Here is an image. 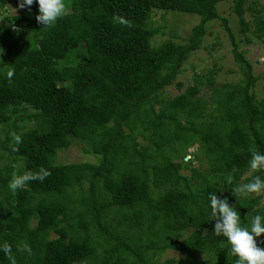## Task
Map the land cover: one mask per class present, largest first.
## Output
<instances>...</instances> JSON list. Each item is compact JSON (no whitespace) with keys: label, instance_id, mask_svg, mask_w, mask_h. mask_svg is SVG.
Here are the masks:
<instances>
[{"label":"trees","instance_id":"1","mask_svg":"<svg viewBox=\"0 0 264 264\" xmlns=\"http://www.w3.org/2000/svg\"><path fill=\"white\" fill-rule=\"evenodd\" d=\"M226 1L71 0L52 22L42 0L4 12L0 149L10 162L0 157V264H180L153 260L168 250L207 256L201 264H264V98L219 13ZM10 2L0 0V14ZM245 5H234L241 32L264 40V8L252 29ZM154 9L201 22L186 43L154 46L166 34L147 23ZM215 20L244 80L218 90L213 70L161 99ZM17 114L34 126L21 132ZM3 128L15 138L3 141ZM74 140L97 161L59 163ZM195 142L199 153L186 161ZM201 154L207 170L196 166Z\"/></svg>","mask_w":264,"mask_h":264},{"label":"rangeland","instance_id":"2","mask_svg":"<svg viewBox=\"0 0 264 264\" xmlns=\"http://www.w3.org/2000/svg\"><path fill=\"white\" fill-rule=\"evenodd\" d=\"M43 5L40 8L42 17L52 22L56 17L62 16L71 11V0H62L64 5L60 6L61 0H42ZM236 0H227L219 4L218 10L221 16L229 21V26L235 34V38L239 45V51L244 54L247 61L253 66V72L258 77V82L253 92H255L259 99L264 98V40L258 39L250 32L243 34L241 32V26L239 17L234 11V5ZM26 0H11L6 8L0 14V23L6 21V17H13L19 15L23 10ZM245 7L248 9L245 18L246 21L251 24V28L254 29V17L257 14L256 10L264 8V0H246ZM249 7H253L254 10H250ZM8 11V12H7ZM264 12V10H262ZM8 13V14H7ZM264 14H262L263 16ZM4 16V17H3ZM201 19L196 14H187L173 11H164L154 9L148 25L152 28H160L162 32H165V36L158 35L153 39V45L159 46L166 40H173L176 43H186L189 39L191 32L195 26L200 24ZM249 39V40H247ZM61 65H67L66 61H61ZM216 70L215 84L213 88L222 90L228 83H236L243 81L245 78L244 69L235 59L234 45L227 32L224 24L221 20H215L207 25V34L204 37L201 48L194 52L188 61L183 66L181 73L176 79L175 83L167 87L162 95L161 99H172L177 95L183 93L190 85L194 84V79L198 78V75L210 76L211 71ZM177 83H183L184 88L179 91ZM201 95V94H200ZM212 95L211 89H203L202 97H205L208 103H210V97ZM32 111H30L31 113ZM20 114L15 115L13 118V125L17 123L20 131L23 132L34 126V122L24 121L21 122L18 119ZM18 119V120H17ZM11 125L9 127V130ZM7 128L1 131V139L7 141V137L12 140L15 138V133L8 131ZM142 144L146 145L147 142L140 138ZM90 147L78 141L73 142L72 146L66 150L61 151L58 154V162L61 164H71L74 162H96L97 159L94 155H90L87 151ZM200 144L193 143L192 148L189 150V154L185 157L186 161L193 159L196 153H199ZM0 157H2V165L8 164L10 158L8 153L0 149ZM200 160L196 164L202 170H207L208 165L205 158L199 156ZM198 158V159H199ZM17 166H22V162H17ZM189 174L188 171L185 172ZM89 185L86 184L85 190L88 191ZM264 203V199H263ZM37 223L34 222L33 226ZM57 237L55 234L52 238ZM168 259H174L179 261L180 264H201V261L206 260L207 256L200 254L195 257H187L180 252L168 250L165 253L155 255L154 261L164 263Z\"/></svg>","mask_w":264,"mask_h":264}]
</instances>
